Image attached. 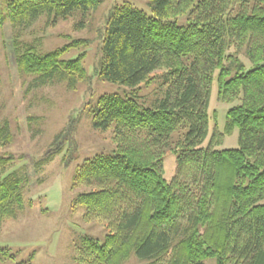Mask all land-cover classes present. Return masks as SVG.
Masks as SVG:
<instances>
[{"label":"trees","instance_id":"16d2710c","mask_svg":"<svg viewBox=\"0 0 264 264\" xmlns=\"http://www.w3.org/2000/svg\"><path fill=\"white\" fill-rule=\"evenodd\" d=\"M153 15L131 4L115 7L105 24L99 78L131 89V95L101 96L93 126L112 131L117 149L77 169L75 206L87 222H103L102 243L85 237L75 247L77 264H124L132 254L148 264H264V0H151ZM102 0H8L0 26L30 28L42 16L53 26L81 12L86 18ZM188 24L180 26L179 17ZM88 40L39 53L29 46L17 55L18 70L39 86L66 83L72 91L86 81ZM245 50L247 67L230 51ZM163 75L165 96L141 107L138 92ZM218 99L233 107L224 131L209 142L214 85ZM234 128L239 148H219ZM70 128L65 134H73ZM180 132L175 138V134ZM60 139V137L58 138ZM14 136L0 126V146ZM177 156L176 173L164 178V157ZM59 152V150H58ZM50 151L38 162L43 168ZM14 156L0 158V233L25 208V173L4 175ZM32 206V204H31ZM4 259L14 260L0 248Z\"/></svg>","mask_w":264,"mask_h":264},{"label":"rangeland","instance_id":"374dc122","mask_svg":"<svg viewBox=\"0 0 264 264\" xmlns=\"http://www.w3.org/2000/svg\"><path fill=\"white\" fill-rule=\"evenodd\" d=\"M7 1L0 0L4 12ZM124 4L153 15L151 0H102L98 9L90 12L86 27L81 30L76 29L84 20L81 12L53 26L46 16L40 17L30 28H14L8 22L0 26V126L8 122L14 136L11 146H0V158L15 157L2 176L19 171L28 176L29 183L24 193V210L15 220L7 221L0 233V248L13 255L14 260L0 255V264H77L75 247L83 238L93 237L102 243L106 239L105 224L87 222L85 209L74 205L81 191L73 185L77 169L85 161L97 155H112L117 149L112 131L101 132L94 128L92 112L105 94L131 95V89L102 81L98 73L106 21L115 7ZM177 23L186 26L187 15L179 17ZM78 40H88L90 45L72 49L64 56L66 60H74L84 52L87 55L84 66L88 77L75 91L60 82L39 86L36 76L18 70L16 57L27 47L34 46L39 53L46 54ZM230 54L250 66L245 50L233 48ZM164 74V70L158 71L152 85L142 86L137 94L141 107H153L157 99L164 98ZM232 107L218 99L216 82L210 105L209 137L204 146L216 126L224 131L227 113ZM72 127L73 134L65 138ZM238 148L239 129L234 128L219 149ZM49 151L52 160L43 168L38 167V162ZM176 164L177 156L169 151L164 157V178L169 182L175 176ZM124 264H148V261L132 254ZM206 264L217 262L210 259Z\"/></svg>","mask_w":264,"mask_h":264}]
</instances>
